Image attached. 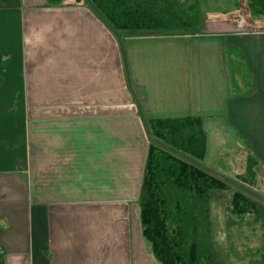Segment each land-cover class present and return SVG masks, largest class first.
<instances>
[{
  "label": "crops",
  "instance_id": "obj_1",
  "mask_svg": "<svg viewBox=\"0 0 264 264\" xmlns=\"http://www.w3.org/2000/svg\"><path fill=\"white\" fill-rule=\"evenodd\" d=\"M200 1L198 27L134 34L90 0H0L2 264H159L139 216L150 118H202L206 152L192 163L218 179L249 154L264 175V15ZM231 194L209 192L212 264L259 248L228 251Z\"/></svg>",
  "mask_w": 264,
  "mask_h": 264
},
{
  "label": "trees",
  "instance_id": "obj_2",
  "mask_svg": "<svg viewBox=\"0 0 264 264\" xmlns=\"http://www.w3.org/2000/svg\"><path fill=\"white\" fill-rule=\"evenodd\" d=\"M62 1L45 3L55 6ZM90 2L119 33L186 31L198 27L201 20L200 0ZM247 6L252 16L264 15V0H248ZM149 128L153 141L139 197L142 235L159 264H212L209 192L227 190L228 185L192 163L205 156L207 133L203 120L197 116L150 118ZM257 166L258 160L249 154L244 169L234 175L243 183L255 184ZM225 205L231 217L258 225L259 248L247 264H264V208L239 192L229 195Z\"/></svg>",
  "mask_w": 264,
  "mask_h": 264
},
{
  "label": "rangeland",
  "instance_id": "obj_3",
  "mask_svg": "<svg viewBox=\"0 0 264 264\" xmlns=\"http://www.w3.org/2000/svg\"><path fill=\"white\" fill-rule=\"evenodd\" d=\"M256 179V185L253 183V181H247V183H243L235 176L224 179L223 182L228 185L229 189H232V193L239 192L243 194L256 206L264 205V175L261 174V178L259 176V178L257 177ZM210 204L211 211H213L215 209L213 207V203ZM215 217H217L216 214ZM223 220L225 243L230 253L234 255L248 253L249 249L247 248L256 250V247L259 246V237L261 235L257 224L247 222L248 219L244 221L237 220L235 217L228 215L225 209L223 212ZM226 224H228V228L226 227ZM218 225L220 226L221 222L218 221Z\"/></svg>",
  "mask_w": 264,
  "mask_h": 264
}]
</instances>
